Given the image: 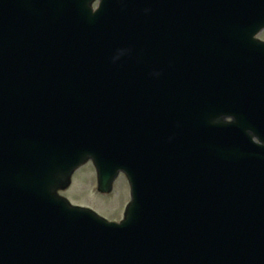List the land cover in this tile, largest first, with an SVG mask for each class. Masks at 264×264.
Wrapping results in <instances>:
<instances>
[{"label": "water", "instance_id": "1", "mask_svg": "<svg viewBox=\"0 0 264 264\" xmlns=\"http://www.w3.org/2000/svg\"><path fill=\"white\" fill-rule=\"evenodd\" d=\"M94 2L0 0V264H264V0Z\"/></svg>", "mask_w": 264, "mask_h": 264}, {"label": "rangeland", "instance_id": "2", "mask_svg": "<svg viewBox=\"0 0 264 264\" xmlns=\"http://www.w3.org/2000/svg\"><path fill=\"white\" fill-rule=\"evenodd\" d=\"M264 40V31L259 35ZM85 161L83 167L70 179L69 186L61 192L73 205L94 210L108 220H121L125 208L131 202L130 187L124 175L117 176L112 191L102 194L98 191L96 169Z\"/></svg>", "mask_w": 264, "mask_h": 264}, {"label": "bare ground", "instance_id": "3", "mask_svg": "<svg viewBox=\"0 0 264 264\" xmlns=\"http://www.w3.org/2000/svg\"><path fill=\"white\" fill-rule=\"evenodd\" d=\"M13 18H14L16 21L19 22V20H18L16 17H13ZM92 162H93V161L90 160V161L87 162V164H90V163H92ZM87 164H86V165H87ZM92 164H93V163H92ZM82 167H83V166H81V167H79V168H76L75 170H78V169L80 170Z\"/></svg>", "mask_w": 264, "mask_h": 264}]
</instances>
